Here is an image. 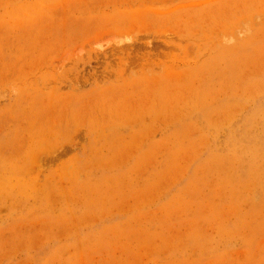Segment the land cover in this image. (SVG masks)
Returning <instances> with one entry per match:
<instances>
[{
    "label": "rangeland",
    "instance_id": "rangeland-1",
    "mask_svg": "<svg viewBox=\"0 0 264 264\" xmlns=\"http://www.w3.org/2000/svg\"><path fill=\"white\" fill-rule=\"evenodd\" d=\"M0 264H264V0H0Z\"/></svg>",
    "mask_w": 264,
    "mask_h": 264
}]
</instances>
